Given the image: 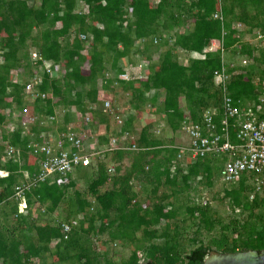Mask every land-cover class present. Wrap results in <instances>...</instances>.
Instances as JSON below:
<instances>
[{"label":"trees","instance_id":"obj_1","mask_svg":"<svg viewBox=\"0 0 264 264\" xmlns=\"http://www.w3.org/2000/svg\"><path fill=\"white\" fill-rule=\"evenodd\" d=\"M217 3L0 0V170L7 172L0 176V264H50L54 257V264H140L138 253L145 258L143 264H201L212 250H264V192H254V174L243 173L236 182L225 183L231 209L248 214L242 222L234 219L220 226L208 243L197 234L184 239L185 228L170 200L195 179L206 186L221 180L218 157L179 160L174 147L184 119L198 122L206 109L220 111L222 90L214 71L225 64L230 74L226 88L244 107L257 103L264 88V44L245 40L247 35H264V0H220L222 21L213 17ZM236 22L243 29L237 30ZM215 39H223V53L205 51ZM33 49L60 64V79L54 92L50 77H42L37 91L45 96L32 101L38 119L26 128L19 113L31 78ZM180 52L187 57L181 59ZM242 58L247 64H241ZM130 63L144 65V80L119 78ZM13 70L19 71L16 81L10 77ZM108 89L124 99V123L118 131L133 133L143 149L105 152L88 165L38 181L25 193L26 212H19L14 188L39 172L38 164L28 163L29 145L54 130V121L42 120L64 109L58 123L60 131L66 130L74 119L72 106L84 114L95 105L91 129L105 124L108 130L109 117L101 111L100 99ZM142 110L155 118L138 128ZM5 122L10 128L2 127ZM155 126L162 127L160 134L154 133ZM106 133L98 136L99 145L107 142ZM6 143L15 148L11 157ZM77 179L85 182L82 191L71 190ZM162 187L170 192H161ZM206 204L187 206L186 215L210 231L221 220L211 218ZM34 212L46 214V220L36 222ZM7 217L15 224L7 223ZM61 222L70 226L66 237ZM104 235L108 242L130 247L126 257L116 259L97 250V240ZM188 243L196 246L187 249Z\"/></svg>","mask_w":264,"mask_h":264},{"label":"built area","instance_id":"obj_2","mask_svg":"<svg viewBox=\"0 0 264 264\" xmlns=\"http://www.w3.org/2000/svg\"><path fill=\"white\" fill-rule=\"evenodd\" d=\"M217 7L213 17L222 21L220 0H218ZM81 8L82 11L87 12V6L84 2L81 3ZM234 27L237 30L243 29L240 22H236ZM234 35L238 36V33ZM80 37L86 39L84 34H80ZM256 37L263 38L264 35L258 33ZM222 40H212L205 51L220 49L223 53ZM246 40L250 41L249 39ZM31 60V78L25 83V99L19 113V121L26 128L38 119L33 110L32 101L37 95L45 96V93L37 91V85L41 83L42 77L44 75L50 77L51 89L54 92L59 87L57 80L60 79V64H53L44 59L34 49L31 51ZM247 62L248 59H241L242 65L247 64ZM143 66L141 63H130L118 76L125 80H144ZM229 78L230 74L226 71L225 64L214 71V81L222 90L220 111L218 112L216 108H208L202 113L198 122L189 119L182 121L177 136L178 143L174 146L178 151L177 158L183 160L187 157V159L197 160L207 156H216L222 160L220 169L222 182H236L243 173H250L254 174L252 179L254 192H264V88L257 103L244 107L236 103L230 96L226 88ZM51 93L53 95L52 91ZM52 97L53 101H57L56 96ZM100 99L101 111L107 114L116 125L108 130L105 124H99L96 131L91 129L89 125L93 120L91 111L97 108L95 105L90 106L84 114L72 106L70 113L74 115V119L68 124L66 130L60 131L58 123L59 116L65 111L64 109H55L53 115L42 120L44 123L55 122L53 124L54 133L53 131H45L35 142L29 145L28 163L31 165L38 164L39 172L30 178L26 177L24 182L15 186L12 197L19 202V212H26L25 193L38 181L55 173L66 174L73 171L78 165H88L95 157L102 156L105 152L119 153L126 149L138 150L142 148L136 144L133 133L128 130L118 131L119 126L124 123V109L108 97H100ZM216 117H218L217 120ZM2 127L10 128L6 122ZM102 127L105 128L104 131L100 130ZM114 128H117L119 133L113 132ZM161 132V126L154 127V133L160 134ZM104 133L108 135V140L99 145L98 136ZM6 146V154L11 157L15 154V148L7 143ZM6 174V171L0 170V176ZM254 192L250 193V198L254 197ZM61 227L65 234L64 237H66L70 226L66 222H61ZM57 241V239L53 240L52 244H56Z\"/></svg>","mask_w":264,"mask_h":264},{"label":"rangeland","instance_id":"obj_3","mask_svg":"<svg viewBox=\"0 0 264 264\" xmlns=\"http://www.w3.org/2000/svg\"><path fill=\"white\" fill-rule=\"evenodd\" d=\"M252 38V37H251ZM252 40H255V43L257 44H264V38H253ZM179 56L181 59H185L187 55L185 53L180 52ZM100 97H108L112 100H116V104L119 107H122L125 110V106H123V98L121 97V94L118 91H113V89H108V90H103L101 92ZM118 100V101H117ZM145 114V116L150 115ZM153 114V113H152ZM142 115H140L141 117ZM145 123V122H144ZM138 128H140L143 125V118H139ZM109 125L110 127H115L116 125L113 123L111 119H109ZM102 131L105 130L104 127L100 128ZM125 162V160H124ZM126 160V164H127ZM199 179V178H197ZM192 185L189 189H186L184 192H181L177 195H174L173 197L170 198L175 204L176 207V212L177 216L179 219V225L185 228V235L184 239L188 240L190 237H193L197 234L200 238L204 239L205 243H208L209 239L217 234L220 231V226L222 225H227L228 222L233 221L234 219H237L239 222H242L243 219L246 217L248 212H241L237 208L235 210L231 209L229 200L224 197V188L226 187V184L223 183L220 179L215 178L213 181L212 186H206L203 183H200V180H193ZM77 186L72 188L71 190L73 191L74 189H79L82 191V189H85V182L82 181L81 179L76 180ZM166 191L167 193L170 192L169 187L161 188V192ZM144 193H142V197H144ZM144 199V198H142ZM145 204L149 203V200H143ZM142 201V202H143ZM207 203V204H206ZM197 205V204H206L207 207H209V214L212 219H218L221 220V223H214L213 225V230L207 231L204 229L202 224L197 225L196 222H193V218H190L189 216L186 215V207L190 205ZM39 211L43 212L42 209H39ZM34 217L36 222H44L46 220V214H42L39 216L37 215L36 212H34ZM7 223H12L15 224L14 220L11 219L10 217H7L6 219ZM6 223V224H7ZM159 228L163 227V223H161ZM28 227L24 228L26 231ZM140 232L137 233L139 235ZM97 238V236H96ZM52 245V244H51ZM188 248L190 249L191 247L196 246V244H187ZM97 250L103 252L107 251L109 255L112 257L114 256L116 259H119V257H126V255L130 251V247L126 248V246L121 245L119 242H108L107 237L101 236L100 239L97 240L96 244ZM141 254L138 253L139 256V263L143 264L145 262V258L140 256ZM56 257H54L53 262H50V264H54V261ZM35 261V260H34ZM37 261V260H36ZM35 264H39V262H36ZM49 264V263H48Z\"/></svg>","mask_w":264,"mask_h":264},{"label":"water","instance_id":"obj_4","mask_svg":"<svg viewBox=\"0 0 264 264\" xmlns=\"http://www.w3.org/2000/svg\"><path fill=\"white\" fill-rule=\"evenodd\" d=\"M201 264H264V250L218 252L212 250Z\"/></svg>","mask_w":264,"mask_h":264},{"label":"crops","instance_id":"obj_5","mask_svg":"<svg viewBox=\"0 0 264 264\" xmlns=\"http://www.w3.org/2000/svg\"><path fill=\"white\" fill-rule=\"evenodd\" d=\"M38 2H39V0H35V4H38ZM57 25H59V24H57ZM252 35H250V36H246L245 37V40L246 39H249L250 41H252V42H255V40H252L253 38H256V36L255 37H252ZM228 60V59H227ZM11 79L12 80H14V81H16L17 80V78H18V71L17 70H13V71H11ZM58 109V108H57ZM140 112V114L138 115L137 114V117H138V119L140 118H143V125L146 123V122H149V121H152L153 120V118H155L154 117V114H152V113H149L150 115H148V116H145V114H148V112H146V111H139ZM139 112H137V113H139ZM140 115H142L141 117H140ZM145 122V123H144ZM142 125V126H143Z\"/></svg>","mask_w":264,"mask_h":264},{"label":"clouds","instance_id":"obj_6","mask_svg":"<svg viewBox=\"0 0 264 264\" xmlns=\"http://www.w3.org/2000/svg\"><path fill=\"white\" fill-rule=\"evenodd\" d=\"M4 171V170H3Z\"/></svg>","mask_w":264,"mask_h":264}]
</instances>
